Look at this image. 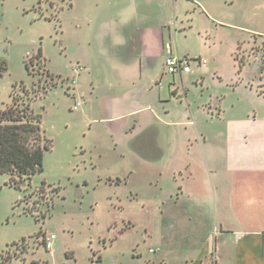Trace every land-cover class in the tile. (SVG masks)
I'll return each instance as SVG.
<instances>
[{
    "label": "rangeland",
    "instance_id": "rangeland-1",
    "mask_svg": "<svg viewBox=\"0 0 264 264\" xmlns=\"http://www.w3.org/2000/svg\"><path fill=\"white\" fill-rule=\"evenodd\" d=\"M88 2L0 0V111L12 103V93L24 100V88L36 91L30 96L32 108L42 116V132L51 144L44 151L43 173L33 176L30 186L11 188L8 175H0V264L7 258L8 264H186L204 240L197 226L198 205L185 195L178 204H166L163 213L162 199L184 184L171 170L185 160L194 167L200 158L179 141L173 146L177 155H169L167 130L156 123L134 136L137 141L147 136L149 155L134 153L130 131L144 113L119 118L133 108L115 101L119 95L137 97L140 91H112L102 73L94 80L104 88L91 83L84 59L91 48V20L98 13ZM178 2L179 13L172 14L171 23L175 52H197L207 62L203 67L219 71L207 73L204 80L187 78L179 100L168 105V118L192 121L198 112L220 104L237 114L250 110L256 100L241 87L235 91L229 86L261 77L264 38L256 43L258 37L251 33H264V0H249L243 10L236 1L227 7L230 18L222 26L208 20L193 1ZM242 39L249 43L237 47ZM169 89L167 85L165 93L170 96ZM173 130L186 135L194 127ZM216 157L219 161V151ZM201 171L196 169L197 177L203 176ZM52 235L53 246L47 248Z\"/></svg>",
    "mask_w": 264,
    "mask_h": 264
},
{
    "label": "crops",
    "instance_id": "crops-1",
    "mask_svg": "<svg viewBox=\"0 0 264 264\" xmlns=\"http://www.w3.org/2000/svg\"><path fill=\"white\" fill-rule=\"evenodd\" d=\"M236 1L243 10L249 0H194L193 3L203 10L208 20L216 26H222L230 18L227 7L234 6ZM95 2L96 5L94 0L88 2L91 11L98 14L96 20H91V39L88 43L91 48L84 62L93 85L100 84L94 77L102 73L108 77L107 85L112 91L115 88L132 93L140 91L137 97L119 95L115 101L120 106L129 104L126 106L133 108L129 112L121 109L123 113L119 118L144 113L141 120L134 121L133 130L130 131L131 138L136 140L134 153L149 155L147 136L141 141H137L134 136L139 130L146 133L151 130L150 125L156 123L167 130L165 142L167 139L169 155H177L173 146L179 141L178 144L182 143L186 150H193L200 158L195 169L190 160H185L171 170L175 179L180 174L184 184L177 181L179 192L174 194L172 191L162 199L164 205L170 201L178 204L186 195L198 205L201 223L197 226L203 230L204 240L201 245L198 244L200 248L197 245L196 254L186 257L185 263L264 264V63L260 79L257 74L241 81L239 85L237 83L238 86H229L235 91L241 87L242 92L259 103L255 101L256 105H252L250 110L242 107L241 114H237L233 110L229 112L230 108L220 104L219 107L206 108L201 114L198 112V118L192 121L190 118L183 121L179 117L169 119L172 110L168 109V105L179 100L180 86H185L187 78L198 76L204 80L207 73L214 71L217 74L219 71L217 68L211 70L203 67L207 62L201 56L197 57V52L192 53L193 56L175 52L171 23L172 14L179 13L178 0ZM244 13L247 16L248 10ZM203 31L209 32L208 29ZM252 31L251 34L258 37L256 43L259 38H264V33ZM198 34L203 42L206 41L202 31ZM242 43L248 44L249 41L242 39L237 47ZM169 57H189L196 66L191 63L189 73H171L166 64ZM167 85L170 96L165 93ZM104 86L101 81L100 87ZM185 95L189 97V93ZM189 105L192 107L193 102ZM231 107L235 109V105ZM162 110L167 115L163 116ZM187 124H193L192 133L184 135L182 132L169 131L171 127ZM218 151L221 155L219 161L216 157ZM199 163L203 168H196ZM196 169H203V176L197 177L199 172ZM193 182L197 185V191L194 190L195 186L191 189ZM204 205L208 210H205ZM166 210L167 205L163 213ZM203 232L199 231L197 235H203Z\"/></svg>",
    "mask_w": 264,
    "mask_h": 264
},
{
    "label": "trees",
    "instance_id": "trees-1",
    "mask_svg": "<svg viewBox=\"0 0 264 264\" xmlns=\"http://www.w3.org/2000/svg\"><path fill=\"white\" fill-rule=\"evenodd\" d=\"M26 67L29 72V65ZM47 73L54 80L49 70ZM48 89L44 88V92ZM24 93V100L12 93V103L0 111V175H8L7 185L19 190L30 186L33 176L43 173L44 151L51 149L42 132V116L32 108L30 96L37 92L24 88ZM9 261L10 258L3 259L1 264Z\"/></svg>",
    "mask_w": 264,
    "mask_h": 264
},
{
    "label": "built area",
    "instance_id": "built-area-1",
    "mask_svg": "<svg viewBox=\"0 0 264 264\" xmlns=\"http://www.w3.org/2000/svg\"><path fill=\"white\" fill-rule=\"evenodd\" d=\"M191 1H194V0H191ZM191 63H192V59H190L189 57H186L183 59L169 57L166 62L168 70L171 73H175V72L189 73L191 70ZM75 110H78V106H75ZM54 239H55L54 235L48 237L47 242H46L47 248H51L53 246Z\"/></svg>",
    "mask_w": 264,
    "mask_h": 264
}]
</instances>
